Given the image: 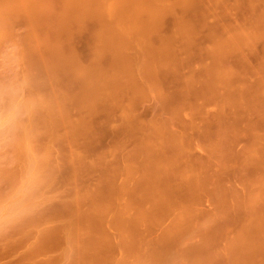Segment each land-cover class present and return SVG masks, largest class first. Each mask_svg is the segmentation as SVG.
<instances>
[{"label": "rangeland", "instance_id": "rangeland-1", "mask_svg": "<svg viewBox=\"0 0 264 264\" xmlns=\"http://www.w3.org/2000/svg\"><path fill=\"white\" fill-rule=\"evenodd\" d=\"M169 1L174 4L175 0ZM224 1L229 12L223 4L213 0H194L188 9L176 7L174 12L162 17L160 31L151 35L153 39L159 35L179 39L178 24L180 20H187L193 42L190 49L185 50L177 71L164 69L160 72L158 90L152 88L145 96L131 94L134 97L131 118L138 121L136 129H126L120 107L106 106L96 114L86 115L93 136L78 134L73 140L65 138L67 127H52L47 115L40 117L36 112V102L42 93L38 94L33 87L38 82L34 79L43 75L40 77L42 72L33 68L29 62L32 60H28L31 57L26 58L30 45L25 37L29 35L28 25L21 18L8 25L0 17V264H81L83 251L92 252V264H164L161 258L152 255V251L164 246V231L174 224L176 209L154 207L156 220H145L132 231L121 230L115 222V209L133 199L131 190L113 195L105 216L96 215L90 222L81 220L76 212L70 214L62 210L63 205H75L76 200L82 198L81 208L87 212L92 208L96 193L108 196L109 191L119 189L128 180L121 171L125 159L138 149L141 138L151 132L148 127L155 119L160 124L169 120V129L181 137L190 161L193 165L202 163V177L211 178L198 193L190 192L184 181L174 176L173 170L179 169L180 164L174 165L163 178L178 187L176 198L192 206L189 220L182 229L188 228L183 246L192 253L184 258L183 264H192L193 254L203 256L207 251L211 256L205 259V264H229L227 257L231 254L232 240L243 225V219L237 217L241 210L237 209L238 196L249 192L247 180L250 177L264 173V168L255 163L239 168L235 162L253 142L254 133L264 138L261 113L264 112V96L261 89L257 91L261 88L259 84L256 88L262 73L259 68L264 62V38L255 42L253 50L244 49L247 60L244 57L245 61L242 60L237 53L226 57L235 71L245 76L246 82L243 77L232 80L238 82L235 86L242 81L247 84L249 90L245 87L246 93L240 89L241 96L246 93L242 96L245 98L249 92L257 91L251 94L253 99L248 96L250 101L245 98V103L250 102L247 107L244 103L245 107L219 108L225 90L221 88L218 93L216 91L218 95H210L213 87L206 84L208 75L211 77L207 67L213 64L215 57L206 48L214 42L213 37H223L227 27H250L252 17L264 10V0ZM94 21H86L82 28L72 25L74 32L70 35L73 39L64 35L67 52H75L84 64L91 61L92 48H96L93 38L97 32L94 30L99 24ZM66 39L72 43L74 51L70 52ZM31 68L36 71L32 72ZM190 75L198 80L186 89L183 77ZM236 89L232 94L236 97L239 93L240 97L241 92L238 87ZM123 101L129 102L130 97ZM182 104L194 105L200 110L186 106L181 116L173 118V109ZM252 104L257 110L249 106ZM69 114L77 119L81 117V110L72 105ZM223 124L227 126L228 135L222 142L221 161L222 165L227 161V168L221 167L210 151V145L218 138L216 130ZM260 140L263 148L264 139ZM166 152L171 153V149ZM79 154L84 158L82 168L74 174L72 170ZM136 211L134 207L130 213ZM223 224L226 228L218 231ZM158 240L161 243H157Z\"/></svg>", "mask_w": 264, "mask_h": 264}, {"label": "bare ground", "instance_id": "bare-ground-1", "mask_svg": "<svg viewBox=\"0 0 264 264\" xmlns=\"http://www.w3.org/2000/svg\"><path fill=\"white\" fill-rule=\"evenodd\" d=\"M193 1L175 0L174 4H171L169 0H0V9L2 8L0 17H3L8 25L17 18H21L28 25L29 35L28 38L26 35L25 37L27 44L30 45L26 54L29 56L26 58L31 57L28 60L32 62H29L34 69L37 68L42 72L39 76L44 77L34 79L38 82H34L36 86L33 87L38 94L42 93L39 95L41 97L39 103L36 102L38 105L35 111L40 117L47 115L50 118L48 121L50 126L67 127L68 133L65 138L73 140L78 134L88 138L93 136L91 124L86 115L96 114L106 106L120 107L126 129L129 131L136 129L138 121L131 118L132 100H134L131 94L145 96L152 88L158 90L159 83L161 84L160 77H162L160 72L164 69H169L171 72L177 71L181 58L186 53L185 50H189L193 42L191 26L187 20H180L178 24L177 32L181 34L179 39L161 35L153 39L151 35L160 31V22L166 13L174 12L176 7L188 9ZM213 1L223 4L224 9L229 12L224 0ZM253 17V20H250V27H227L225 35L213 37L214 42L212 41L213 43L206 48V51L215 57L213 64L207 67L212 78L209 75L206 76L211 78H206V84L208 86L209 83L210 87L216 89L212 88L210 92L209 87L211 93L209 94L218 95L221 88L225 90L220 97L221 110L228 106L247 107L250 103L248 96L257 94L259 89L264 96V62L263 67L259 68L262 69V73L256 84V88L258 84L261 88L251 94L249 92L245 97L249 101L245 103L246 100L242 97L248 92L245 91V87L249 90L244 83L245 76L241 72L237 73L226 61V57L232 53L241 55L244 61L243 57L247 60L243 54L244 49L253 50L255 42L264 38V10ZM91 19L99 24V27H95L96 30H94L97 33L93 32L96 38L93 40L97 43L93 41L96 45V48L93 47L95 45L92 46L94 56L92 54L91 57L93 58L88 64H84L74 55L75 52H72L74 50L71 49L70 42H73L71 41L73 38L70 34L74 32L72 25L82 28L86 21ZM64 35L66 37L70 35L72 38H69L70 42L66 39L70 47L68 49H71L72 53L67 52L68 46L65 47ZM24 42L23 40V44ZM33 68H31L32 72H35ZM205 71L207 75V70ZM235 77L239 79L243 77L244 81L240 80L242 82L239 81V85L235 86L234 84H238V82L233 83ZM183 78L186 89H190L198 80L195 75ZM236 87L238 90L244 89L243 92L246 93L241 96L242 90H240V97H238L239 91L234 97L235 93L232 94V92H234L233 89L237 90ZM127 96L130 97V101H123V98ZM72 105L80 108L81 117L71 118L69 112ZM186 106L194 111L200 110L193 107L194 105L182 104L173 109V118L181 116ZM249 106L254 107L255 111L253 104ZM261 113L264 117V112L261 111ZM38 115L36 114L37 118ZM148 129H151V132L141 138L138 149L125 159L121 167V171L128 180L119 189L109 191L108 196L96 193L92 198V208L87 212L81 208L82 198H78L75 205H63L62 210L70 214L76 212L81 220L90 222L96 215L105 216L110 209V199L112 200L113 195L119 196L131 190L134 193L133 199L123 204L121 208L115 209V222L121 230L132 231L145 220L150 222L156 220L154 207L163 206L166 210L176 209L178 212L174 224L164 231V246L156 247L152 255L156 259L161 258L164 264H183L184 258L189 256L191 251L188 252L183 246L187 240L188 228L182 229L189 220L192 206L190 202L176 198L178 187L172 182H166L163 178L172 171L174 165L180 164L179 169L173 170L174 176L181 178L190 192L196 193L204 185L209 184L211 178L202 177L201 169L204 168L202 163L193 165L190 161L181 137L169 129V120L165 119L160 124L155 119ZM227 131V126L224 124L219 126L216 130L217 141L210 145L213 158L224 168L228 167V163L226 161V164L222 165L221 158L224 153L222 142L228 135ZM260 139L264 138L254 133L251 145L235 160L239 168L251 163L264 168V147H260ZM167 149H171V153H167ZM83 159V154H79L72 170L74 174L82 168ZM247 184L249 192L245 196H238L237 209L241 210L237 213V217L243 219V225L239 227L236 238L232 240L231 254L227 257L229 264H262L264 262V173L250 177ZM134 207L137 211L131 214L130 210ZM225 228L226 224H223L218 227V231H223ZM157 243L161 241L158 240ZM80 256L81 264H92L94 260V255L90 251H83ZM210 256L209 251L203 256L196 257L193 254L191 263L205 264V259Z\"/></svg>", "mask_w": 264, "mask_h": 264}]
</instances>
